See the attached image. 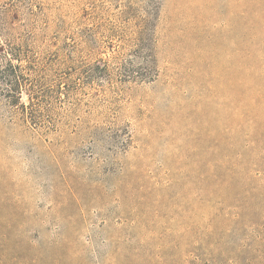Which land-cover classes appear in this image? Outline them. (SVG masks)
I'll return each instance as SVG.
<instances>
[{
  "label": "rangeland",
  "instance_id": "obj_1",
  "mask_svg": "<svg viewBox=\"0 0 264 264\" xmlns=\"http://www.w3.org/2000/svg\"><path fill=\"white\" fill-rule=\"evenodd\" d=\"M0 47V264H264V0H0Z\"/></svg>",
  "mask_w": 264,
  "mask_h": 264
},
{
  "label": "trees",
  "instance_id": "obj_2",
  "mask_svg": "<svg viewBox=\"0 0 264 264\" xmlns=\"http://www.w3.org/2000/svg\"><path fill=\"white\" fill-rule=\"evenodd\" d=\"M4 52L5 51L3 50V53ZM14 58H15L16 61L21 62L22 61L21 53L14 54ZM20 72H21V66L10 65L9 74L7 76L8 77L17 76L19 78L20 76L18 75V73H20ZM7 82H9V81H7ZM23 87H26V85H23V83H21L20 81L16 82V84L14 85L15 90L16 91H20V92H18L19 94L22 93L21 90H22ZM12 104L14 106H16V108L18 110H20L21 113H22V117H20V121H22L24 124H31L34 121L33 115H32L33 113L31 111L32 110V98L30 96L28 97V105H25V104L21 103L20 101H18L17 103H12Z\"/></svg>",
  "mask_w": 264,
  "mask_h": 264
}]
</instances>
